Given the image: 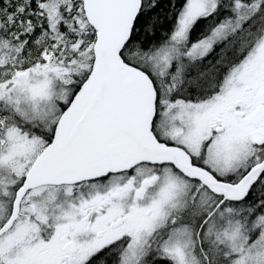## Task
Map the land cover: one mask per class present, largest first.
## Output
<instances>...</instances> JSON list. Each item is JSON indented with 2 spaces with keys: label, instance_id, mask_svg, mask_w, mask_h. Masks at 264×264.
<instances>
[{
  "label": "snow or ice",
  "instance_id": "1",
  "mask_svg": "<svg viewBox=\"0 0 264 264\" xmlns=\"http://www.w3.org/2000/svg\"><path fill=\"white\" fill-rule=\"evenodd\" d=\"M0 264H264V0H0Z\"/></svg>",
  "mask_w": 264,
  "mask_h": 264
}]
</instances>
